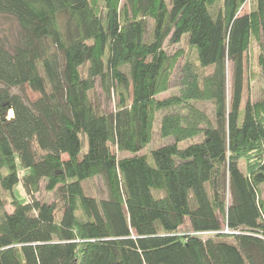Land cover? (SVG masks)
<instances>
[{"label":"trees","instance_id":"obj_1","mask_svg":"<svg viewBox=\"0 0 264 264\" xmlns=\"http://www.w3.org/2000/svg\"><path fill=\"white\" fill-rule=\"evenodd\" d=\"M248 1L0 0L16 29L0 37V264H264V96L242 107L253 41L264 85V0L241 14ZM183 37L196 63L156 100L175 64L164 43ZM96 81L114 112L93 99ZM24 86L32 103L12 93ZM156 112L173 142L147 158ZM93 178L106 198L85 195ZM42 182L60 206L14 197Z\"/></svg>","mask_w":264,"mask_h":264},{"label":"rangeland","instance_id":"obj_2","mask_svg":"<svg viewBox=\"0 0 264 264\" xmlns=\"http://www.w3.org/2000/svg\"><path fill=\"white\" fill-rule=\"evenodd\" d=\"M167 3H170V0H165ZM124 0H121V4ZM252 2L249 0L241 9L242 13H247L252 8ZM153 27V23L148 21V34L151 33ZM15 26L14 24L4 18L0 17V37L6 39L10 42H13L15 36ZM164 49L166 53L175 60V64L170 71V78L168 81V88L166 92H163L155 97L156 100H163L171 96H175L178 94V79L181 67L186 61H190L192 63H196L195 51L187 44L186 37H183L179 43H172L170 38H168L164 43ZM257 55H258V47L257 44L253 41L244 56L245 61V73H244V86H243V97H242V107L247 102L254 103L261 99L264 96V85L262 83V78L260 75L259 67L257 65ZM231 69L232 66L227 62L226 64V99L227 103L230 98L231 91ZM84 73V69H81ZM211 69L200 70V73H208ZM12 93L19 95L25 102L32 103L38 98V95L32 92L28 87L24 86L19 89H12ZM93 99L100 106L101 110L106 113H112L115 110V106L117 104V97L115 95H111L110 99H107L102 89L99 86V82L96 81L95 92L93 95ZM200 110L205 112L206 114L211 115L212 108L209 103H197L195 104ZM12 112L8 113L7 118H12ZM160 119L161 113L156 112L154 114V121L152 126V135H151V144L138 153V155H144L147 158L150 157L151 151L167 145L172 144L173 140L171 138H161L159 129H160ZM195 141V140H194ZM81 156L87 150V140L85 137L81 135ZM188 142H184L179 144L180 147H184ZM118 159L129 158L132 154L129 153H116ZM243 168H245V163L242 162ZM82 187L85 195L89 197H94L97 200L106 198V190L104 184L100 178H93L88 181L82 183ZM154 196H161L162 193L153 192ZM14 197L21 202H30L32 200H36L42 203H55L57 206H60L59 199L57 193H48L44 190V183L42 182L38 191L36 193H26L22 188H17L14 191ZM260 198L264 201V184L260 186ZM2 199L4 202V210L8 213L12 211L11 201L12 196H8L6 194L2 195ZM226 200L229 201V196L226 195ZM222 220V218L220 217ZM180 234H190L191 229L189 227L188 219L185 220L184 225L179 230Z\"/></svg>","mask_w":264,"mask_h":264},{"label":"built area","instance_id":"obj_3","mask_svg":"<svg viewBox=\"0 0 264 264\" xmlns=\"http://www.w3.org/2000/svg\"><path fill=\"white\" fill-rule=\"evenodd\" d=\"M224 233H230V232L227 229H225ZM214 234H215L214 232H204V233H197L195 235L201 236V237H208V236H211V235H214Z\"/></svg>","mask_w":264,"mask_h":264}]
</instances>
